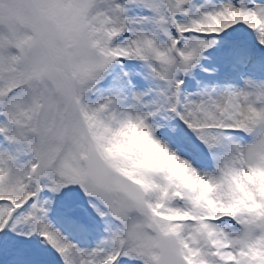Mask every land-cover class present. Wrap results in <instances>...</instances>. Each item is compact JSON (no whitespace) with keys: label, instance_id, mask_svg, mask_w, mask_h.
Wrapping results in <instances>:
<instances>
[{"label":"snow or ice","instance_id":"6c2138e0","mask_svg":"<svg viewBox=\"0 0 264 264\" xmlns=\"http://www.w3.org/2000/svg\"><path fill=\"white\" fill-rule=\"evenodd\" d=\"M0 264H264V0H0Z\"/></svg>","mask_w":264,"mask_h":264}]
</instances>
